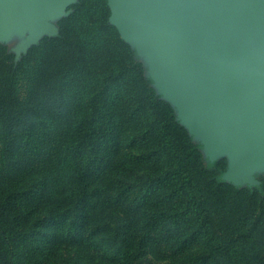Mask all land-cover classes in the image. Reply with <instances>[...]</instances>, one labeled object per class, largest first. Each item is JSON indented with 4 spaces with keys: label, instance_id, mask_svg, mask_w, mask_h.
I'll use <instances>...</instances> for the list:
<instances>
[{
    "label": "trees",
    "instance_id": "obj_1",
    "mask_svg": "<svg viewBox=\"0 0 264 264\" xmlns=\"http://www.w3.org/2000/svg\"><path fill=\"white\" fill-rule=\"evenodd\" d=\"M109 17L0 42V264H264V175L223 178Z\"/></svg>",
    "mask_w": 264,
    "mask_h": 264
},
{
    "label": "water",
    "instance_id": "obj_2",
    "mask_svg": "<svg viewBox=\"0 0 264 264\" xmlns=\"http://www.w3.org/2000/svg\"><path fill=\"white\" fill-rule=\"evenodd\" d=\"M73 1L0 0V37L30 29L17 58L43 34L57 33L46 18L66 15ZM107 3L121 37L153 60L147 74L157 91L192 136L207 140L198 141L208 159L227 156L223 178L259 183L252 170L264 167V0Z\"/></svg>",
    "mask_w": 264,
    "mask_h": 264
},
{
    "label": "rangeland",
    "instance_id": "obj_3",
    "mask_svg": "<svg viewBox=\"0 0 264 264\" xmlns=\"http://www.w3.org/2000/svg\"><path fill=\"white\" fill-rule=\"evenodd\" d=\"M74 1H76V0H74ZM74 1L65 5V8H64L65 12L70 10V7L74 3ZM61 16L62 15L50 16V17L46 18V21H48L52 25L53 29H57V21H58V19ZM29 34H30V29H27L25 31H21L18 28H13V29H11L9 31V33H8L6 38H1L0 37V42H5L8 45L9 50L15 52L16 49L18 48V46H20L25 41V39L27 38V36ZM45 35L46 34H43L42 36H40V38L38 39L37 42H39ZM33 45H35V44H33ZM142 60H143L144 64L147 66L146 72L150 73L151 72V67L148 66V65L152 64L153 60L149 56H147L145 54L142 55ZM178 116H180V115L178 114ZM193 137H194L195 140L202 139V137L199 134H194ZM202 140L204 141V144L207 142L206 139L205 140L202 139ZM202 154H203L205 159H208V157L210 156V152H209V150L206 147L202 149ZM225 155H227V154H225ZM261 175H264V167L263 166H255L253 168V170H252L253 179L254 180H258V177L261 176ZM229 181H231V183L235 182L234 180H231V179H229ZM237 182L240 185L248 184V182L244 179V177L242 175L238 176Z\"/></svg>",
    "mask_w": 264,
    "mask_h": 264
}]
</instances>
